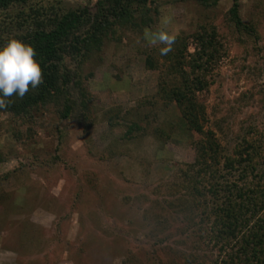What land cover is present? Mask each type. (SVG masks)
Instances as JSON below:
<instances>
[{"label":"rangeland","instance_id":"374dc122","mask_svg":"<svg viewBox=\"0 0 264 264\" xmlns=\"http://www.w3.org/2000/svg\"><path fill=\"white\" fill-rule=\"evenodd\" d=\"M98 1L31 4L52 14L84 7L94 13ZM239 3L258 37L236 29L234 0L209 7L154 0L151 27L119 29L81 67L80 58L67 56L88 92L87 120L62 119L56 105L17 118L0 114V264H173L195 253L213 261L217 250L210 251L205 231L188 230L185 216L198 223L201 209L187 210L191 188L182 187L205 135L187 130L176 104L158 96L162 71L148 69L146 59L164 45L145 36L174 34L179 45L187 43L189 60L194 35L216 32L220 58L198 100L204 131L231 155L244 140L264 137V0ZM21 11L31 12L14 6L0 13L2 43L14 35L4 21ZM165 16L171 24L162 23Z\"/></svg>","mask_w":264,"mask_h":264},{"label":"trees","instance_id":"16d2710c","mask_svg":"<svg viewBox=\"0 0 264 264\" xmlns=\"http://www.w3.org/2000/svg\"><path fill=\"white\" fill-rule=\"evenodd\" d=\"M32 1L0 0V13L14 6H29V14L21 11L17 19L11 17L4 23L14 34L12 39L35 48L44 82L36 89L30 87L22 99L15 95L9 98L0 114L17 118L56 105L62 119L87 120L88 92L79 73L64 62L66 57L80 58L81 67L92 54L101 52L104 41L114 38L119 29L151 27L154 18L150 5L154 0H99L94 13L84 7L54 14L34 8ZM172 1H196L209 7L222 0ZM230 15L239 32L258 37L255 26L243 22L239 0H234ZM193 38L197 46L189 60L184 56L187 43L179 45L178 37L167 55L160 54L161 47L146 59L148 69L162 71L160 99L176 104L187 130L205 135L197 142L195 160L183 172L182 185L191 188L193 203L186 205L187 210L200 208L201 218L198 223L195 217L185 218L188 230L197 227L199 232L205 231L200 234L209 241L210 251L217 250V254L212 253L211 262L198 253L183 255L173 264H264V137L258 144L244 140L226 155L215 133L204 131L207 114L198 95L207 89V75L220 58L219 43L216 32L206 29ZM7 43L0 39V47ZM202 198L208 199L203 202Z\"/></svg>","mask_w":264,"mask_h":264},{"label":"clouds","instance_id":"9594fccd","mask_svg":"<svg viewBox=\"0 0 264 264\" xmlns=\"http://www.w3.org/2000/svg\"><path fill=\"white\" fill-rule=\"evenodd\" d=\"M164 25L172 23L171 16L162 18ZM146 39L151 44H161L160 54L167 55L172 51L176 36L165 30L146 32ZM35 48L17 39H11L0 47V109L8 106L9 98L14 95L20 99L31 89L38 88L43 81V71L36 59Z\"/></svg>","mask_w":264,"mask_h":264}]
</instances>
